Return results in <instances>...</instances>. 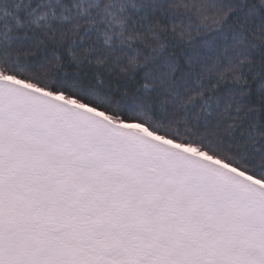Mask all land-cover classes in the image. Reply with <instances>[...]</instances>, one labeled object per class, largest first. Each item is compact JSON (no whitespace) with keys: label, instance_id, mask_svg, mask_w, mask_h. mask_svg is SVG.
Segmentation results:
<instances>
[{"label":"snow or ice","instance_id":"obj_1","mask_svg":"<svg viewBox=\"0 0 264 264\" xmlns=\"http://www.w3.org/2000/svg\"><path fill=\"white\" fill-rule=\"evenodd\" d=\"M0 264H264V0H0Z\"/></svg>","mask_w":264,"mask_h":264}]
</instances>
